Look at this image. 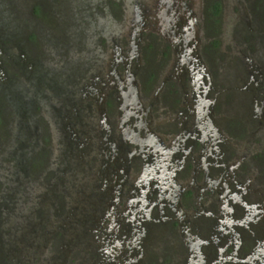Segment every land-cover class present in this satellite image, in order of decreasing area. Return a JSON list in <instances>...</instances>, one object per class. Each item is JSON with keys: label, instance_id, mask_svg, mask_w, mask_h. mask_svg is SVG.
I'll use <instances>...</instances> for the list:
<instances>
[{"label": "flooded vegetation", "instance_id": "af4514ba", "mask_svg": "<svg viewBox=\"0 0 264 264\" xmlns=\"http://www.w3.org/2000/svg\"><path fill=\"white\" fill-rule=\"evenodd\" d=\"M137 1L122 46L64 95L88 116L68 130L70 146L93 159L83 245L93 258L71 264H264L263 0H251L256 29L238 4L245 26L230 46L242 60L215 79L197 51L198 0ZM207 4L213 16L217 3ZM76 71L56 78L68 87Z\"/></svg>", "mask_w": 264, "mask_h": 264}, {"label": "rangeland", "instance_id": "374dc122", "mask_svg": "<svg viewBox=\"0 0 264 264\" xmlns=\"http://www.w3.org/2000/svg\"><path fill=\"white\" fill-rule=\"evenodd\" d=\"M208 1H197L195 29L201 38L197 51L215 79L217 68H232L230 60L242 57L230 46L231 41L240 46L245 26L244 19L234 18L238 4L253 29L257 12L251 0H215L212 16L205 10ZM137 2L0 0V264H71L75 257L88 263L93 258L83 247L93 234L87 184L93 159L73 149L67 135L72 126L84 127L82 118L88 116L80 107L68 109L71 98L64 95L80 80L87 83L117 42L122 46L129 33L125 21ZM166 61L167 56L160 64ZM64 69L77 70L68 87L56 78ZM77 85L72 95L82 88ZM257 140L258 134L246 137L245 145ZM78 196L83 197L79 202ZM60 226L63 245L57 247Z\"/></svg>", "mask_w": 264, "mask_h": 264}]
</instances>
